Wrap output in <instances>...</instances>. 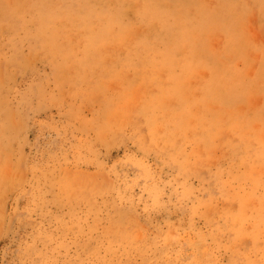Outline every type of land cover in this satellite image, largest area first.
Instances as JSON below:
<instances>
[{
	"label": "rangeland",
	"instance_id": "1",
	"mask_svg": "<svg viewBox=\"0 0 264 264\" xmlns=\"http://www.w3.org/2000/svg\"><path fill=\"white\" fill-rule=\"evenodd\" d=\"M0 264H264V0H0Z\"/></svg>",
	"mask_w": 264,
	"mask_h": 264
}]
</instances>
